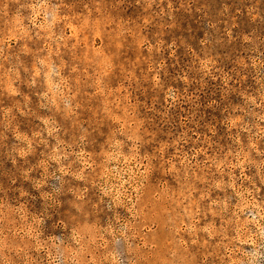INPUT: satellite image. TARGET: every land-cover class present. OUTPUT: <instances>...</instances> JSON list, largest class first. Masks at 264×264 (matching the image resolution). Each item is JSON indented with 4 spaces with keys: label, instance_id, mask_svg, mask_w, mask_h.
Segmentation results:
<instances>
[{
    "label": "rangeland",
    "instance_id": "1",
    "mask_svg": "<svg viewBox=\"0 0 264 264\" xmlns=\"http://www.w3.org/2000/svg\"><path fill=\"white\" fill-rule=\"evenodd\" d=\"M0 264H264V0H0Z\"/></svg>",
    "mask_w": 264,
    "mask_h": 264
}]
</instances>
